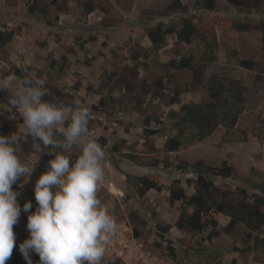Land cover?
<instances>
[{"label": "rangeland", "instance_id": "rangeland-1", "mask_svg": "<svg viewBox=\"0 0 264 264\" xmlns=\"http://www.w3.org/2000/svg\"><path fill=\"white\" fill-rule=\"evenodd\" d=\"M216 1V14L196 8L193 2L187 14L161 17L157 11L142 10L145 0H96L97 9L92 14L84 12L85 0H43L40 9L47 14L35 15L28 12L33 0H0V30L15 34L1 50L0 79L14 75L19 86L23 81L16 71L26 73L44 81V85L62 89L67 97L59 103L74 106L79 101L91 114L90 136L105 153L101 161L105 176L97 196L118 224L100 264L115 260L119 264H264V245L248 238L249 233L253 237L257 233L245 223L228 229L231 218L219 215L222 233L208 240L211 229L202 233L178 229L180 212L193 209L181 202H169L170 190L176 186L183 187L188 197L195 193L197 176L191 168L182 170L183 162L193 166L202 161L216 169L224 163L233 167L232 178H222L215 172L213 179L216 187L235 196L245 189L250 197L256 185L264 186V59L260 34L235 33L212 23V15L258 23L264 19V3L256 9L249 6L250 0H241L240 6L230 5L228 0ZM184 17L192 18L210 41L217 39L219 43L217 59L207 65L205 74L240 80L248 89L236 127L227 132L222 126L202 142H193L196 130L182 118L185 108L211 102L206 83L194 84L192 72L178 70L177 65L189 57L195 65L205 62L210 55L206 45L198 40L188 46L169 35L165 45L156 50L147 37V30L159 21L180 29ZM137 53L140 58L136 61ZM247 59L254 60L258 68H243L240 61ZM257 73L262 76L260 81L255 79ZM123 80L131 81L135 91L130 92ZM142 80L151 94H144ZM158 81H163V89L156 85ZM102 85L108 89L99 90ZM111 89L118 91L119 100L113 101ZM14 90H0L5 93V97L0 95V135H16L17 155L22 163L34 166V171L27 182L20 177L12 185V190L19 193L21 209L26 202H31L32 208L21 211L13 226L15 244L5 264H13V255L22 256L19 245L30 238L27 217L37 207L35 184L48 169V161L55 158L51 146L44 148L40 141L36 143L41 145L34 146L32 138L26 136L22 116L8 104L7 95L12 96ZM174 98L180 102L174 103ZM145 129L153 131L150 137L145 136ZM171 138L181 140L178 151L166 150ZM64 154L74 161L80 146L74 145ZM127 175L135 179L146 176L163 188L139 196L138 185L127 182ZM134 212L140 218L139 225L130 218ZM167 226L169 234L165 235L158 227ZM134 228L139 237H135ZM259 235L264 238V229ZM169 247L175 249L176 258L169 256ZM31 259L39 264L35 252Z\"/></svg>", "mask_w": 264, "mask_h": 264}, {"label": "clouds", "instance_id": "clouds-1", "mask_svg": "<svg viewBox=\"0 0 264 264\" xmlns=\"http://www.w3.org/2000/svg\"><path fill=\"white\" fill-rule=\"evenodd\" d=\"M16 77L0 79V90L13 88L8 100L20 113L27 135L34 146H51L54 159L37 180L34 196L37 207L27 217L30 238L19 245L27 264H33L31 253L39 256V264H100L118 230V224L97 196L105 176L101 161L102 146L90 136V112L79 101L74 106L46 101L48 94L42 80ZM16 135H0V264L10 259L15 244L13 226L21 211L29 212L31 202L21 209L18 192L12 185L24 177L27 182L34 166L22 163L17 155ZM74 145L80 154L73 161L69 155ZM59 149L61 151H53Z\"/></svg>", "mask_w": 264, "mask_h": 264}, {"label": "trees", "instance_id": "trees-1", "mask_svg": "<svg viewBox=\"0 0 264 264\" xmlns=\"http://www.w3.org/2000/svg\"><path fill=\"white\" fill-rule=\"evenodd\" d=\"M230 5L240 6L241 0H228ZM249 6L251 8H260L264 3V0H250ZM196 8L211 13L217 12L218 5L216 0H195L193 1ZM56 4V1L53 2ZM43 7V0H33V3L29 5L28 12L35 15L37 12L46 13ZM94 0H88L84 3V12L86 14H92L95 12ZM188 6L183 5L180 0L173 1L165 10L161 12H155L161 14V17L168 15H174L176 13L187 14ZM154 12V11H152ZM212 23L216 27L223 26L228 28L229 31L242 34H260L262 45V58L264 59V19L258 21V23H250L244 21H232L231 18H221L219 15H212ZM227 24H230L227 25ZM169 35H175L178 41L185 43L188 46L193 45L196 41H201L206 45V50L210 55H207V60L203 63L195 65L193 58H184L178 65V70H190L192 72V81L194 84L201 86L206 83V89L209 93L211 102L195 106L193 108H185L184 117L182 122L184 124H192L196 130L194 135V141L202 142L203 140L211 137L220 127H225L227 132L233 130L243 112L246 103L247 87L237 79L219 77L217 75L207 76L205 74L208 64L213 63L217 59L219 43L216 40L210 41L207 33L201 31L194 23L192 18L184 17L182 19L181 28L175 26H165L164 23L159 21L157 24L152 25L147 30V37L151 41L153 48L156 50L161 49L167 40ZM14 32L1 31L0 30V59L1 50L4 46L11 43L14 39ZM140 55L137 53L135 60H139ZM240 65L247 69L256 70L257 63L254 60H241ZM16 75L22 79L35 81L30 75L21 73L18 70ZM112 79L111 76H109ZM262 76L257 73L256 81H260ZM130 92L135 91V86L131 81L123 80ZM147 82L142 80L141 87H143L144 94H151L149 88L146 87ZM156 85L160 88H164L163 81H158ZM47 89V95L43 98L46 101L58 102L67 97V94L57 86L44 85ZM108 89L107 85H102L99 90ZM110 89V88H109ZM113 101L119 100L120 94L116 89H111ZM1 96L5 97V93L1 92ZM11 95H7L9 99ZM174 103H179L178 98L173 99ZM91 129V122L89 121V130ZM153 131L145 129L144 133L146 137H150ZM183 134V133H182ZM182 146L181 140L177 138H171L166 143L167 151H178ZM117 148L113 151L116 152ZM117 166V165H116ZM182 170L191 168L193 173L196 174L195 180V193L192 196H187L185 189L181 186H176L170 190L169 202L171 205L181 202L182 205L191 207L192 212L182 210L177 220L176 226L178 229L191 232L202 233L206 229H211L208 236V240H212L218 237L222 231L219 228V222L217 217L224 215L231 218L228 229L238 223H245L246 227L251 232H256L257 235L253 237L252 234H248L249 239H254L256 243L264 245V238L259 234L264 229V213L262 211L264 207V186L256 185L255 192L252 196H248V191L242 189L238 196L233 193L222 190L216 187L213 176L217 172V176L222 178H232L234 176V168L227 166L226 163L222 165L220 169L212 168L206 165L204 162L199 161L195 165L190 166L187 162L182 163ZM119 169V167L117 166ZM127 182L138 185V194L143 196L150 190L161 191L162 186L153 183L148 177L141 176L137 179L127 175ZM190 181H188L189 183ZM134 224H140V218L136 212L130 216ZM165 235L169 234L170 226L158 227ZM227 229V230H228ZM227 232V231H226ZM135 237H139L140 233L137 228H134ZM164 237V235H160ZM169 256L173 259L176 258L175 249L169 247ZM35 260H39V256L35 253ZM13 264H27L22 256L13 255ZM119 260H115L110 264H119Z\"/></svg>", "mask_w": 264, "mask_h": 264}, {"label": "crops", "instance_id": "crops-1", "mask_svg": "<svg viewBox=\"0 0 264 264\" xmlns=\"http://www.w3.org/2000/svg\"><path fill=\"white\" fill-rule=\"evenodd\" d=\"M88 0H85L87 2ZM96 2V0H94ZM173 1L176 0H168V2H164V0H145V4L142 10L149 11H163L165 10ZM183 5L188 4V7H191L193 0H180ZM187 2V3H186ZM95 9H97V4L95 3ZM96 11V10H95ZM258 65L256 66V69Z\"/></svg>", "mask_w": 264, "mask_h": 264}]
</instances>
